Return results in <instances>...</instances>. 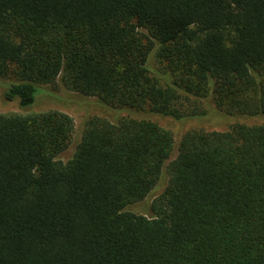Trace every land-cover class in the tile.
I'll return each instance as SVG.
<instances>
[{
  "label": "trees",
  "instance_id": "trees-1",
  "mask_svg": "<svg viewBox=\"0 0 264 264\" xmlns=\"http://www.w3.org/2000/svg\"><path fill=\"white\" fill-rule=\"evenodd\" d=\"M153 53L162 71H153ZM7 101L57 86L116 109L264 117V0H0ZM0 115V264H264V122L170 132ZM172 156V158H171ZM167 175L152 217L125 211Z\"/></svg>",
  "mask_w": 264,
  "mask_h": 264
},
{
  "label": "rangeland",
  "instance_id": "rangeland-1",
  "mask_svg": "<svg viewBox=\"0 0 264 264\" xmlns=\"http://www.w3.org/2000/svg\"><path fill=\"white\" fill-rule=\"evenodd\" d=\"M148 66L153 71H162L161 64L156 61L153 53L150 55ZM11 81V79L0 78V115H27L46 111H59L71 117L74 126L72 143L62 154L61 158L63 160L71 156L75 142L79 139L85 122L91 117H99L113 122L128 117L149 120L161 129L170 132L174 145L183 134L189 131L221 132L228 130L231 125L237 123L258 125L264 122V117L261 116L226 114L224 111L217 109L211 100H208L203 105L206 110L205 115L183 117L181 119L152 114L147 111L137 112L126 108H110L101 103L96 97H87L77 92L66 90L58 83L55 87L38 86L34 103L27 107H21L17 99L7 101L4 98L6 87ZM166 180L167 175L164 174L155 189L144 200L127 206L125 211L152 217L151 204L156 199L157 194L164 188Z\"/></svg>",
  "mask_w": 264,
  "mask_h": 264
}]
</instances>
